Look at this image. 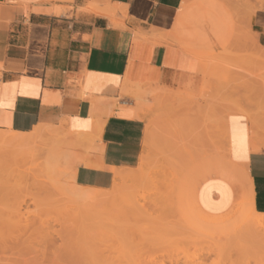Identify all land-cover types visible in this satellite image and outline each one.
<instances>
[{"label":"crops","instance_id":"obj_1","mask_svg":"<svg viewBox=\"0 0 264 264\" xmlns=\"http://www.w3.org/2000/svg\"><path fill=\"white\" fill-rule=\"evenodd\" d=\"M195 17L192 0H0V131L47 126L68 130L71 142L85 137V151L68 154L75 182L111 189L116 173L138 169L156 141L149 120L155 89L202 86L203 63L182 34ZM249 35L264 53V9L251 17ZM227 115L224 155L212 160L226 158L240 175L226 180L210 166L199 177L206 182L196 190L198 204L219 216L250 202L264 214V113ZM151 127L155 137L146 145Z\"/></svg>","mask_w":264,"mask_h":264},{"label":"rangeland","instance_id":"obj_2","mask_svg":"<svg viewBox=\"0 0 264 264\" xmlns=\"http://www.w3.org/2000/svg\"><path fill=\"white\" fill-rule=\"evenodd\" d=\"M259 1L192 0L196 17L182 34L185 47L203 63L202 86L157 89L149 119L155 123L157 138L141 169L147 177L128 182L120 197L85 208L87 204L73 202L51 182L46 184L50 178L39 162L22 166L0 159V264H26L32 254L41 264H264V242L228 236L230 229L223 231L225 235L212 234L193 223L198 215L190 202L193 192L197 190L198 195L206 182L199 177L211 169L203 157L211 160L216 152L224 155L221 128L225 116L233 107L251 119L262 118L264 113V63L256 59L262 52L247 41L251 20L247 9ZM245 92L253 94L248 97ZM157 93H163L165 100L163 96L158 99ZM200 123L206 134L202 151L194 138ZM207 132L211 137L207 138ZM79 151L85 149H76L78 155ZM133 201L139 204L137 210L128 205Z\"/></svg>","mask_w":264,"mask_h":264},{"label":"bare ground","instance_id":"obj_3","mask_svg":"<svg viewBox=\"0 0 264 264\" xmlns=\"http://www.w3.org/2000/svg\"><path fill=\"white\" fill-rule=\"evenodd\" d=\"M239 8V7H238ZM258 9H264V0L259 1L255 6L253 7H248V13L251 14L250 17H252L254 15V13L258 10ZM247 12V11H246ZM247 15V13H246ZM249 18V17H248ZM247 39V38H246ZM248 42H253L252 36L249 35ZM254 43V42H253ZM256 57V56H255ZM257 60L262 61L264 63V53L262 52L261 54H257L256 57ZM213 60V57L212 59ZM212 62V61H211ZM214 65V64H212ZM216 66V65H215ZM214 69V67H212ZM210 67V69H212ZM216 68H218L216 66ZM209 73V72H208ZM211 73V72H210ZM216 73V72H215ZM214 76V74H213ZM212 76V77H213ZM261 78V77H260ZM257 79V77H256ZM255 79V80H256ZM220 80V79H219ZM263 80V79H262ZM242 82V81H241ZM264 82V81H263ZM256 84V83H254ZM243 85V84H242ZM263 85V84H261ZM260 85V86H261ZM250 86V85H249ZM248 87V86H247ZM245 88V87H244ZM252 88V87H251ZM264 89V88H263ZM157 92V89H155ZM154 92V91H152ZM150 92V93H152ZM251 92V91H249ZM149 93V94H150ZM164 93V92H163ZM163 93H160V98L164 95ZM247 93V92H245ZM248 94V93H247ZM253 94L250 93L249 95ZM264 94V93H263ZM151 95V94H150ZM153 95V94H152ZM256 95V94H255ZM154 97V95L152 96ZM210 97V96H209ZM251 97V96H250ZM136 98V96H135ZM164 96L162 97V101H163ZM143 99V98H142ZM208 99V98H207ZM157 100V99H156ZM165 100V98H164ZM189 100V98H188ZM197 100V99H196ZM209 100V99H208ZM160 100V102H162ZM185 102L187 101L186 99L184 100ZM237 101V100H236ZM147 101H143L144 104H146ZM159 102V101H158ZM157 102V103H158ZM160 102L158 104H160ZM166 103L168 102L165 101ZM189 102V101H187ZM164 103V102H162ZM191 103V102H189ZM188 103V104H189ZM152 103H150L149 106H151ZM165 104V103H164ZM175 105V104H174ZM185 105H187L185 103ZM199 105V103H198ZM147 106V105H145ZM171 106V105H170ZM190 105H188L189 108ZM193 106H195L194 104L192 106H190L192 109L194 108ZM238 106V105H237ZM140 111H141V106H139ZM186 106H184L185 108ZM240 107V106H239ZM189 108V109H191ZM237 108V107H236ZM251 108V107H250ZM151 109V108H149ZM187 109V107H186ZM233 111L231 110L230 113L234 112V107L232 108ZM254 109V108H253ZM147 109L145 108V111ZM242 110L243 113H246L243 108L239 109ZM251 110V109H250ZM143 111V108H142ZM141 111V112H142ZM149 111V110H148ZM147 111V112H148ZM150 112V111H149ZM237 112V111H236ZM139 113V112H137ZM146 113V112H145ZM258 113V112H257ZM141 114V113H140ZM144 114V113H143ZM151 115V114H150ZM182 115V114H180ZM137 116V114H136ZM149 116V115H148ZM209 116V115H208ZM229 115H226L225 120L223 118L224 121L223 122V127L221 128V136H222V148L225 149L226 147V142L228 141V137H227V130H226V120L227 117ZM150 119V118H149ZM222 120V119H221ZM162 122V121H161ZM208 122V121H207ZM211 122V121H210ZM221 122V121H220ZM153 123V122H152ZM172 123V122H171ZM218 123V122H217ZM216 123V124H217ZM254 123V121H253ZM151 124V123H150ZM163 124V123H162ZM219 124V123H218ZM256 124V123H254ZM253 124V125H254ZM160 125V124H159ZM177 125V124H176ZM152 126V125H151ZM163 126V125H161ZM61 127V126H60ZM213 127V126H212ZM257 128V126H253V128ZM164 128V127H163ZM166 128V127H165ZM171 128V127H170ZM187 128V127H186ZM189 128V127H188ZM201 129V128H200ZM66 130V129H65ZM152 131L147 130L148 135H147V139H146V145H150L152 143L154 136V130L151 127ZM182 130V129H181ZM68 131V130H67ZM65 131H62L61 129H59L58 127H47V126H42V127H38L37 129L33 130L30 133H19V132H13V131H0V159L5 161L8 160H13L16 161V164H21V163H25L26 162H36L35 164H37V162H39V167H41L42 172H45L48 175V178H50V181H46L50 182L53 184L52 186H55L58 190L61 191V193H63V195H66L71 201L73 202H80L81 205L82 204H87L86 207H90L91 203L93 204L94 202L97 201H101L102 200H107V198H111L112 196H118L120 197V194L123 193L126 184L129 182H139L142 181L144 179H146V174L144 172L141 171L144 162L142 161L141 165L139 166L138 169H132V170H121L118 171L116 173V180L114 182L113 187L111 188L110 191H104L101 189H95V188H88V187H82L76 184V180H75V173L74 170L71 169L70 167H68L67 165V160H68V154L70 152L71 149L73 148H82V143L80 144L81 140H84L85 137H76V141L75 142H71L70 139L74 138L71 137L70 133ZM160 131V130H159ZM172 132V131H171ZM203 131L200 132V134ZM178 133V132H177ZM189 133V132H188ZM204 133V132H203ZM202 133V134H203ZM74 134V133H73ZM72 134V135H73ZM147 134V133H146ZM171 134V133H170ZM199 135V140H201L203 135ZM205 134V133H204ZM211 137L210 134L212 133H208L207 132V138ZM258 134V133H257ZM257 134L254 132L253 136H252V146L254 150H260L262 149V147L258 146L257 142H256V137ZM193 135V134H192ZM197 135V134H195ZM197 135V136H198ZM206 135V134H205ZM157 136V135H156ZM194 136V137H197ZM201 136V137H200ZM182 137V136H181ZM184 137V135H183ZM260 137V135H259ZM188 139V138H187ZM198 140V137L196 138ZM260 139V138H259ZM258 139V140H259ZM179 140V139H178ZM207 140V139H206ZM183 142V141H182ZM189 142V141H188ZM194 143V142H193ZM210 143V142H209ZM200 144V143H199ZM228 144V143H227ZM263 144V143H262ZM264 145V144H263ZM201 146V144L199 145V147ZM216 146H218L216 144ZM212 147V146H211ZM214 147V146H213ZM203 148V147H202ZM172 149V148H171ZM197 150V149H196ZM193 152V151H192ZM197 152V151H196ZM204 153V152H203ZM207 154V153H206ZM177 156V155H176ZM194 156V155H193ZM198 156V155H197ZM202 157V155H200ZM198 158V157H197ZM206 159V160H205ZM198 160V159H197ZM202 161H206V163L209 162V158L207 160V158L203 157ZM211 161L213 162L210 166L212 167V170L214 172V174L219 175L221 177H223L226 180H235V178L239 177V173L237 174L236 172H233L232 170V166L230 165V163H228V161L226 160V158H222V157H217L214 158L213 160L211 159ZM11 162V161H10ZM201 162V161H200ZM22 165V164H21ZM11 166V165H9ZM18 165H16L17 167ZM23 166V165H22ZM37 166V165H36ZM38 167V168H39ZM19 168V167H18ZM21 168V167H20ZM29 168V167H28ZM28 170V169H27ZM30 170V169H29ZM26 171V170H25ZM29 174V173H28ZM36 175V174H35ZM151 175V174H150ZM149 178V177H148ZM18 179V178H17ZM203 179V178H202ZM201 179V180H202ZM37 182V181H36ZM147 181H145L146 183ZM201 182V181H199ZM198 182V183H199ZM128 183V184H129ZM143 183V182H142ZM138 184V183H137ZM141 184V183H140ZM188 189V188H187ZM125 192V191H124ZM60 193V194H61ZM192 193V192H191ZM193 196L190 198L191 199V204L192 206L195 208L196 213H197V217L194 216L192 221H194L193 223H196L198 226H200L203 229L209 230V231H213L212 234H214V231L220 233V232H225V231H231L232 234L227 235L228 236H232L233 234H235L234 236L237 237H241L244 238L247 242H253L256 240H258L261 244V242H264V214L261 213H257L255 207L253 206V204H236L227 214L224 215H219V216H214V215H210L208 213H206L198 204L197 198H196V191L193 192ZM61 196V195H60ZM123 196V195H121ZM169 196V195H168ZM138 197V196H136ZM120 199V198H118ZM117 199V200H118ZM125 199V198H124ZM68 200V199H67ZM116 200V199H115ZM138 200V199H135ZM57 201V200H56ZM55 201V203H56ZM103 201V203L105 202ZM110 201V200H108ZM107 201V202H108ZM119 201V200H118ZM125 201V200H124ZM101 202L99 203L100 205H103V203L101 204ZM116 202V201H114ZM134 203L131 202V204L128 202V205H133V208L137 207L138 205L136 204L135 201H133ZM111 203V202H110ZM98 204V202H97ZM107 204V203H106ZM123 204V203H122ZM168 204V203H167ZM83 205V206H84ZM120 205V204H119ZM124 205V204H123ZM82 206V207H83ZM168 206V205H167ZM94 207V205H93ZM104 207V206H103ZM129 207V206H128ZM99 209H101L100 207H98ZM116 208V207H115ZM120 208V207H119ZM185 208V206H184ZM89 209V208H88ZM172 209V208H171ZM170 209V210H171ZM179 209V208H178ZM95 210V209H94ZM118 210V209H116ZM135 212V209H133ZM137 210V208H136ZM179 212V210H178ZM106 213V212H105ZM104 213V214H105ZM133 213V212H132ZM140 213V212H138ZM82 213H79V215ZM137 214V213H136ZM17 215V214H16ZM19 215V214H18ZM83 215V214H82ZM15 217V216H14ZM19 217V216H18ZM82 217V216H80ZM84 217V215H83ZM196 217V219H195ZM78 218V215H77ZM186 218V217H184ZM16 220V219H15ZM86 221V220H85ZM84 221V222H85ZM184 221V220H183ZM72 222H70L71 224ZM73 224V223H72ZM190 224V223H189ZM69 225V224H68ZM67 226V225H66ZM70 226V225H69ZM73 226V225H71ZM64 228V227H63ZM68 229V228H67ZM70 229V228H69ZM79 229V228H78ZM86 231H88L87 229H85ZM72 231V230H71ZM211 231V232H212ZM204 232V231H203ZM215 232V234H216ZM223 232V234H224ZM72 233V232H71ZM77 232H75L76 234ZM91 233V232H90ZM201 234V233H200ZM199 234V236H200ZM207 234V233H206ZM222 234V235H223ZM48 235V234H47ZM209 235V234H208ZM225 235V234H224ZM223 235V236H224ZM226 235V236H227ZM52 234H50L48 239H51ZM76 236V235H75ZM81 236V235H80ZM84 236V235H83ZM94 236V235H93ZM218 236V235H217ZM225 236V237H226ZM48 237V236H47ZM69 238L71 237V235L68 236ZM79 237V236H78ZM82 237V236H81ZM98 237V236H97ZM233 237V236H232ZM239 237V238H240ZM72 238V237H71ZM55 239V238H52ZM100 240V238H98ZM228 239V238H227ZM56 240V239H55ZM71 240V239H70ZM218 240V239H217ZM50 241V240H49ZM63 241V240H61ZM225 241V240H224ZM257 241V242H258ZM54 242V240L52 241ZM90 242V241H89ZM254 243V242H253ZM86 244V241H85ZM263 244V243H262ZM84 245V244H83ZM88 245V244H86ZM259 245V244H258ZM257 247V246H256ZM262 247V245H261ZM264 247V246H263ZM81 248V245H80ZM91 248V247H90ZM84 252V251H83ZM90 253V252H89ZM83 254V253H82ZM33 255V254H32ZM31 255V261H26L28 259L25 260L26 264H36L39 263L38 259H37V255L34 254V257L37 259H35L34 257L32 258ZM29 258V255H27ZM26 258V255L25 257ZM30 260V258H29ZM41 264V263H39ZM92 264H96V263H92ZM98 264V263H97Z\"/></svg>","mask_w":264,"mask_h":264}]
</instances>
